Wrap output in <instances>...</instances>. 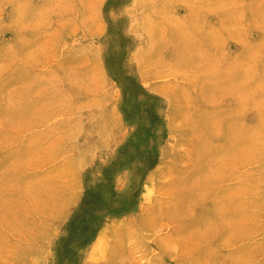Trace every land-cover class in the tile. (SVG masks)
Returning a JSON list of instances; mask_svg holds the SVG:
<instances>
[{
	"label": "rangeland",
	"instance_id": "obj_1",
	"mask_svg": "<svg viewBox=\"0 0 264 264\" xmlns=\"http://www.w3.org/2000/svg\"><path fill=\"white\" fill-rule=\"evenodd\" d=\"M0 264H264V0H0Z\"/></svg>",
	"mask_w": 264,
	"mask_h": 264
}]
</instances>
